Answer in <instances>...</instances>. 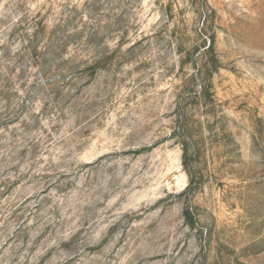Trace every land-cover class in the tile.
<instances>
[{
    "label": "rangeland",
    "instance_id": "rangeland-1",
    "mask_svg": "<svg viewBox=\"0 0 264 264\" xmlns=\"http://www.w3.org/2000/svg\"><path fill=\"white\" fill-rule=\"evenodd\" d=\"M0 264H264V0H0Z\"/></svg>",
    "mask_w": 264,
    "mask_h": 264
}]
</instances>
